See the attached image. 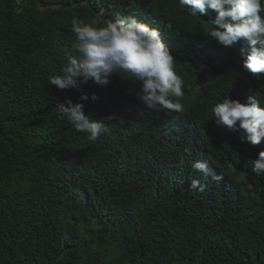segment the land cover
Masks as SVG:
<instances>
[{
	"label": "trees",
	"instance_id": "trees-1",
	"mask_svg": "<svg viewBox=\"0 0 264 264\" xmlns=\"http://www.w3.org/2000/svg\"><path fill=\"white\" fill-rule=\"evenodd\" d=\"M123 13L175 57L181 115L146 108L139 83L117 75L80 90L47 81L74 18ZM197 15L179 0H0V264H264V175L251 169L264 140L211 118L226 97L264 106V73L243 68V43L208 37L214 10ZM66 99L109 132H76L53 111Z\"/></svg>",
	"mask_w": 264,
	"mask_h": 264
},
{
	"label": "clouds",
	"instance_id": "clouds-1",
	"mask_svg": "<svg viewBox=\"0 0 264 264\" xmlns=\"http://www.w3.org/2000/svg\"><path fill=\"white\" fill-rule=\"evenodd\" d=\"M192 16L214 10L208 37L228 48L243 43V68L252 74L264 73V0H179ZM75 40L65 52V64L48 82L59 89H81L92 79L104 86L113 75L138 82L139 99L146 108L181 115L184 111V81L174 70L176 62L160 32L130 13L117 14L105 24L83 23L74 18ZM98 97L91 94L95 101ZM89 95L81 91L80 101ZM79 133L95 141L109 132L103 120L85 113L82 102L70 99L53 108ZM212 120L238 133L242 142L257 145L264 140V106L250 92L243 101L224 98L212 106ZM252 171L264 175V149L251 163ZM222 177H217L221 179Z\"/></svg>",
	"mask_w": 264,
	"mask_h": 264
},
{
	"label": "rangeland",
	"instance_id": "rangeland-1",
	"mask_svg": "<svg viewBox=\"0 0 264 264\" xmlns=\"http://www.w3.org/2000/svg\"><path fill=\"white\" fill-rule=\"evenodd\" d=\"M99 13H102V10Z\"/></svg>",
	"mask_w": 264,
	"mask_h": 264
}]
</instances>
